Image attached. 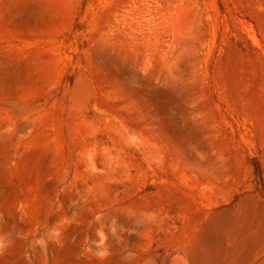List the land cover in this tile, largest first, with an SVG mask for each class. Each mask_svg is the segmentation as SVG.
<instances>
[{
    "label": "rangeland",
    "instance_id": "374dc122",
    "mask_svg": "<svg viewBox=\"0 0 264 264\" xmlns=\"http://www.w3.org/2000/svg\"><path fill=\"white\" fill-rule=\"evenodd\" d=\"M0 264H264V0H0Z\"/></svg>",
    "mask_w": 264,
    "mask_h": 264
}]
</instances>
